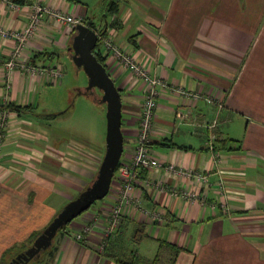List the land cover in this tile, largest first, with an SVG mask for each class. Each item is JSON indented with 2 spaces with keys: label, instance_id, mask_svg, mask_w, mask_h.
Returning a JSON list of instances; mask_svg holds the SVG:
<instances>
[{
  "label": "crops",
  "instance_id": "crops-1",
  "mask_svg": "<svg viewBox=\"0 0 264 264\" xmlns=\"http://www.w3.org/2000/svg\"><path fill=\"white\" fill-rule=\"evenodd\" d=\"M38 1L92 19L151 74L215 99L161 93L150 146L164 164L141 170L139 205L125 208L105 252L98 248L100 228L86 241L77 239L78 218L28 264H152L157 257L156 264H264V0H114L115 14L95 13L90 0H0V24L23 28ZM75 33L46 14L10 69L16 43L0 36V105L32 109L0 108V118L7 113L0 149V264H11L33 243L94 177L104 153L58 121L71 93L97 102L86 84L70 82L68 74L49 81L25 68L63 65L66 72L70 63L76 66L69 49ZM100 49L121 91V159L130 160L144 85ZM170 164L207 182L176 173ZM119 187L120 179H113L103 206L117 198ZM185 189L203 193L205 203L184 197ZM93 210L89 214L100 216Z\"/></svg>",
  "mask_w": 264,
  "mask_h": 264
},
{
  "label": "built area",
  "instance_id": "built-area-1",
  "mask_svg": "<svg viewBox=\"0 0 264 264\" xmlns=\"http://www.w3.org/2000/svg\"><path fill=\"white\" fill-rule=\"evenodd\" d=\"M7 1V0H2ZM11 6L18 7L14 1L10 2ZM49 15L56 23L66 24L75 27L78 23H84L83 16L74 13H69L61 8L51 5H45L40 1L33 4V10L30 15L29 22L21 29L6 28L0 24V36L3 38H10L15 41V50L13 57L7 61L8 69L16 65L17 59L20 57L27 41L35 34L38 26L41 24L45 15ZM99 42L104 46L109 58L119 66L127 69L134 77L141 80L144 85V97L142 103V113L140 123L137 129L135 146L133 155L130 160H120L118 169L115 171L116 177L120 179V187L118 188L117 198L109 205L105 206L106 220L102 224L97 222L83 224L84 227L76 234L77 239L86 241L87 237L92 235L96 228H100L102 239L99 243V250L103 251L105 245V238L107 239L113 234L118 227L121 217L123 216L126 207H135L139 205V197L137 195V185L140 180V172L144 168H158L164 163L157 157L150 146L151 133L155 125V113L158 106V98L164 90H171L184 96L205 97L212 101L215 99L214 95H203L201 93H193L182 86L175 85L166 78L159 75L151 74L150 69L143 65L133 53L126 47L117 44L110 35H99ZM107 66V65H106ZM25 68L31 73H39L46 77L49 81H58L64 75L63 65H49L36 67L33 65H26ZM8 75V71L5 73ZM10 86V84L8 85ZM7 120V113H3L0 118V145L5 134L2 128L5 129ZM2 127V128H1ZM212 148V141L209 142ZM168 168L179 174H185L186 177L194 176L197 179L207 182L204 175H199L191 169L176 168L174 164L168 165ZM223 187V181L220 182ZM183 196L191 200H200L205 203V195L199 193L197 190H184ZM94 217V215H92ZM154 218H159L160 213L154 211L152 213Z\"/></svg>",
  "mask_w": 264,
  "mask_h": 264
},
{
  "label": "water",
  "instance_id": "water-1",
  "mask_svg": "<svg viewBox=\"0 0 264 264\" xmlns=\"http://www.w3.org/2000/svg\"><path fill=\"white\" fill-rule=\"evenodd\" d=\"M92 22L90 19L76 24V33L69 49L73 52L75 65L82 68L88 76L86 89L101 90L99 101L106 104L107 127L103 159L91 184L69 200L33 243L12 259L11 264H28L52 244L61 228L86 211L96 200L107 196L121 160L125 143L122 130V95L107 66L97 57L101 25L92 26Z\"/></svg>",
  "mask_w": 264,
  "mask_h": 264
},
{
  "label": "rangeland",
  "instance_id": "rangeland-1",
  "mask_svg": "<svg viewBox=\"0 0 264 264\" xmlns=\"http://www.w3.org/2000/svg\"><path fill=\"white\" fill-rule=\"evenodd\" d=\"M109 1L110 0H90L87 2L91 10H93L97 14H101L106 11L107 3ZM99 45L101 46V44ZM65 74H68V79L70 80V82L74 84H86L87 85L88 83V76L86 72L82 68L79 69L76 66L71 65V63H70V67L67 68L66 72H64V75ZM87 91L88 93L92 91L93 95L95 96L94 98H96L95 100H97V102H92V103L89 102L91 104L90 105L88 101L81 98V96L79 95L76 96L75 92L71 93L72 95L70 96V98L69 99L66 98L63 103L66 113L61 118H59L58 121H61L62 125L67 126V130L69 132H74V133L79 132L76 134L84 135L87 138H89L90 141L95 142L96 144H99L100 146H102L103 151L105 153L106 127H107L106 104L99 101L102 95L101 90L94 88L92 90L87 89ZM56 100H61V96L58 99L56 98ZM65 102H68V103H65ZM2 132L4 133L3 128H2ZM4 140L5 139H2L1 141L0 149L3 145ZM104 153L102 154V157H101L102 159H103ZM102 159L98 161L99 166L101 164ZM98 169H97V172H98ZM96 174L81 189V191L85 189L89 184H91ZM114 182H116V180ZM81 191L75 193L76 194L75 196H78ZM107 196L99 200H96L86 211L82 212L79 216H77L75 220L79 218V220H82L83 224L95 223V222L102 224L104 220H106L107 211L105 212L106 209H105V206H103V204H104V201H106ZM94 208L99 212L97 214H100V216L95 215L93 217L91 214H89L90 213L89 211H92ZM74 221L68 223V224L71 223V228L72 226L73 227L75 226ZM83 224L81 225V229H83L84 227ZM102 233L103 232L100 231V239H102Z\"/></svg>",
  "mask_w": 264,
  "mask_h": 264
},
{
  "label": "trees",
  "instance_id": "trees-1",
  "mask_svg": "<svg viewBox=\"0 0 264 264\" xmlns=\"http://www.w3.org/2000/svg\"><path fill=\"white\" fill-rule=\"evenodd\" d=\"M118 9H119V5H118L114 0H110V1L108 2V5H107V12H109V13H111V14H115V13H117ZM83 19H84V22L90 20L88 17H87V18H86V17H83ZM91 25H92V26H95L96 23L93 21V22L91 23ZM100 31H101L102 35H106V30H105L104 28H101ZM99 44H100V42H99ZM99 44H98L99 51L97 52V57H98V59H99L101 62H103V63L106 65V63H105V59H104V57H103V54H102V52H101V49H100V45H99ZM0 108H2V109L14 110V111H18V112H20V113H21V112H27V113H31V112H32V109H31V106H30V105H18V104L12 103V102H7V103L4 104V105H0ZM119 164H120V163H119ZM118 166H119V165H118ZM118 166H117V169H118ZM117 169H116V170H117ZM115 177H116V174H115ZM65 227H66V225H65L63 228H65ZM38 235H39V233L34 237V239H35ZM111 236H112V234H111L107 239L105 238V240H104V242H105L104 249H103L104 252L107 250V245H108V243H109V240H110ZM34 239H33V241H34ZM157 259H158V257H157ZM157 259H155V261H153L152 264H156L155 262H156ZM118 261H120V259H118ZM131 264H135V263H131Z\"/></svg>",
  "mask_w": 264,
  "mask_h": 264
}]
</instances>
